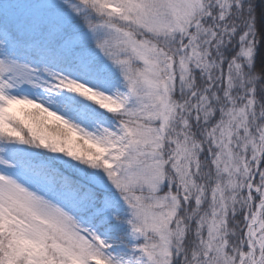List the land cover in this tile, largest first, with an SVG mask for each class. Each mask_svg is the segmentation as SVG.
Returning a JSON list of instances; mask_svg holds the SVG:
<instances>
[{"label":"snow or ice","instance_id":"obj_1","mask_svg":"<svg viewBox=\"0 0 264 264\" xmlns=\"http://www.w3.org/2000/svg\"><path fill=\"white\" fill-rule=\"evenodd\" d=\"M0 264H264V0H0Z\"/></svg>","mask_w":264,"mask_h":264}]
</instances>
